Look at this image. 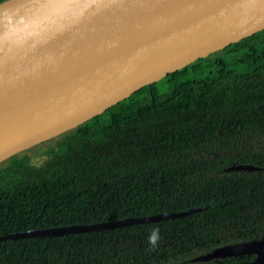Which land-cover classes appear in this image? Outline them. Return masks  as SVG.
Returning a JSON list of instances; mask_svg holds the SVG:
<instances>
[{
  "label": "trees",
  "instance_id": "16d2710c",
  "mask_svg": "<svg viewBox=\"0 0 264 264\" xmlns=\"http://www.w3.org/2000/svg\"><path fill=\"white\" fill-rule=\"evenodd\" d=\"M199 61L202 67L192 63L161 79L165 89L159 81L148 85L41 143L40 164L19 153L0 163V238L202 210L117 229L0 240V264L255 258L248 247L264 239V29ZM153 228L160 234L154 246L147 240Z\"/></svg>",
  "mask_w": 264,
  "mask_h": 264
},
{
  "label": "water",
  "instance_id": "95a60500",
  "mask_svg": "<svg viewBox=\"0 0 264 264\" xmlns=\"http://www.w3.org/2000/svg\"><path fill=\"white\" fill-rule=\"evenodd\" d=\"M264 29V0H38L0 4V163L56 138L195 61ZM238 170L250 166H236ZM201 208L30 230L57 237L183 218ZM264 264V239L248 247Z\"/></svg>",
  "mask_w": 264,
  "mask_h": 264
},
{
  "label": "rangeland",
  "instance_id": "374dc122",
  "mask_svg": "<svg viewBox=\"0 0 264 264\" xmlns=\"http://www.w3.org/2000/svg\"><path fill=\"white\" fill-rule=\"evenodd\" d=\"M192 65H199V67H202L204 65V62L203 61H199V62H194ZM192 68H188V72H190ZM205 72V71H204ZM192 72L189 73V76L191 78L193 77H197L198 74L194 73V74H191ZM166 81L165 80H162V81H159L158 82V85L160 87V89H165L166 88V85H165ZM46 143V142H44ZM43 144V143H42ZM42 144H39V145H36L34 146L33 148H29L23 152H20L19 154H25L29 159L30 161L33 163V164H40L42 162V160H44L45 158V155H43V150L44 148L40 147V145ZM51 145L54 144V142L50 143ZM44 145V144H43ZM47 145H44V147H46ZM10 163H7L5 162L4 166H9Z\"/></svg>",
  "mask_w": 264,
  "mask_h": 264
},
{
  "label": "snow or ice",
  "instance_id": "6c2138e0",
  "mask_svg": "<svg viewBox=\"0 0 264 264\" xmlns=\"http://www.w3.org/2000/svg\"><path fill=\"white\" fill-rule=\"evenodd\" d=\"M39 8L48 14L68 12L77 6V0H38Z\"/></svg>",
  "mask_w": 264,
  "mask_h": 264
},
{
  "label": "clouds",
  "instance_id": "9594fccd",
  "mask_svg": "<svg viewBox=\"0 0 264 264\" xmlns=\"http://www.w3.org/2000/svg\"><path fill=\"white\" fill-rule=\"evenodd\" d=\"M158 239H160L159 229L153 228L147 237L148 243L154 246Z\"/></svg>",
  "mask_w": 264,
  "mask_h": 264
}]
</instances>
